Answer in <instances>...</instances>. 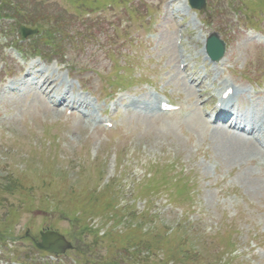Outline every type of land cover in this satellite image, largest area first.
I'll list each match as a JSON object with an SVG mask.
<instances>
[{"label":"rangeland","instance_id":"374dc122","mask_svg":"<svg viewBox=\"0 0 264 264\" xmlns=\"http://www.w3.org/2000/svg\"><path fill=\"white\" fill-rule=\"evenodd\" d=\"M205 1L197 16L186 0H15L20 19L0 20L4 260L44 264L32 240L56 231L73 247L60 264H264V156L236 150L237 140L216 135L194 108L146 115L130 107L162 94L201 107L184 80L194 72L209 96L230 84L244 111L264 110V0ZM2 3L0 15H11ZM104 4L112 7L97 11ZM25 16L45 29L15 45L26 57L42 54L27 63L9 48ZM211 33L226 47L216 65L202 54ZM32 64L106 110L91 115L113 128L9 93ZM116 78L126 86L114 94ZM110 92L111 101H96ZM185 185L188 200L174 188Z\"/></svg>","mask_w":264,"mask_h":264},{"label":"bare ground","instance_id":"6f19581e","mask_svg":"<svg viewBox=\"0 0 264 264\" xmlns=\"http://www.w3.org/2000/svg\"><path fill=\"white\" fill-rule=\"evenodd\" d=\"M33 69H34L33 67H31L29 69V71L25 75V78H28L31 75L30 71H32ZM35 78H38L39 80L37 82H30L29 80H26V82L24 84H21V86H24V88H26L28 90H31V89L37 90L38 95L43 96V97H48L47 104H50L55 109H58L59 107H63L64 105H66L67 107H71L72 109H75L74 106L77 103V101H78V104H77L78 108L75 110L78 111V113H80L79 108H81V109L86 108V106H84L82 104V102H79V100H77V97L69 96L68 93H57V92H55L56 90L59 91V88H58L56 80L53 79L52 77H50L48 75L38 74L37 76H35ZM230 88H231V86H229V85L226 86V88L223 90L222 94L227 89H230ZM51 94H54V97L49 98V96ZM230 102H231V97L228 98L227 100H221L220 99V103H221V107L219 108L220 112H222V113L228 112L227 106ZM143 103L145 104L144 107L147 108V106H146L147 103L146 102H143ZM159 105H160V102H158V106ZM230 116L232 118V116L239 117L240 115L236 112L235 113L232 112V113H230ZM84 118L88 121L90 120L92 122H96V120H92L87 116H84ZM226 118H229V117H226ZM262 121L263 120L261 118H258L254 122H249V123H252V126H253L254 123L260 124ZM236 125H237V122L234 123V127ZM230 128L233 129L231 126H230ZM251 132L252 133L255 132L257 134V139L254 140L255 142L252 143V142H249V140L245 141L242 138H237V141L235 144V147H236L235 149L236 150H237V148L243 149L244 151H247V150L249 151L251 149H258L264 155V144L263 143H262V145L259 144V139L261 138V131L257 128L252 127ZM216 135H222V134L220 132H217ZM256 143H258L259 147L256 145ZM238 151H240V150H238ZM247 152H245V153H247Z\"/></svg>","mask_w":264,"mask_h":264},{"label":"water","instance_id":"95a60500","mask_svg":"<svg viewBox=\"0 0 264 264\" xmlns=\"http://www.w3.org/2000/svg\"><path fill=\"white\" fill-rule=\"evenodd\" d=\"M189 3L193 8L196 9H202L204 7V0H189ZM29 33L31 32L20 28V34L23 37H25ZM213 51L215 53L217 52L218 56H220L222 53V46L217 42V37H215V35H212V37L208 41V52L212 58ZM36 247L48 253L59 254L63 253L66 249H69L70 245L66 243L63 237H61L57 233L47 232L41 234V242L36 244Z\"/></svg>","mask_w":264,"mask_h":264},{"label":"trees","instance_id":"16d2710c","mask_svg":"<svg viewBox=\"0 0 264 264\" xmlns=\"http://www.w3.org/2000/svg\"><path fill=\"white\" fill-rule=\"evenodd\" d=\"M15 2V0H3V3H4V5H11V7L12 8H10V9H8V8H6V9H8V10H6V11H8L11 15H8V16H10V17H16V19H20L19 17H20V15H17V14H14L13 15V13H21L20 12V10H19V6L20 5H17V4H15L14 3ZM2 3V4H3ZM22 10H23V8H22ZM24 11H26V9H24ZM3 12H5V11H3ZM5 13H7V12H5ZM28 15V14H27ZM35 18L37 19V17H32V18H30L29 16H25V17H23V21L21 22V24H25V25H30L32 28L33 27H36V28H41L40 27V25L39 24H37V22H35L34 20H35Z\"/></svg>","mask_w":264,"mask_h":264}]
</instances>
